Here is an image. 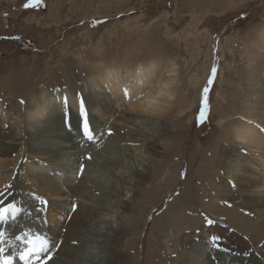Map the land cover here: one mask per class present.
<instances>
[{
	"label": "rangeland",
	"instance_id": "374dc122",
	"mask_svg": "<svg viewBox=\"0 0 264 264\" xmlns=\"http://www.w3.org/2000/svg\"><path fill=\"white\" fill-rule=\"evenodd\" d=\"M25 2L0 0V124L6 129H18L19 112L33 94L59 87L74 94L72 80L108 74L178 81L163 116L164 150L154 157L152 181L141 184L124 217L119 264H179V254L207 250L212 236L224 248L221 259L205 252L208 264H239L246 257L264 264L258 220L223 194L233 179L225 181L221 170L226 152L238 144L239 126L250 121L264 138V0H43L24 9ZM214 62L207 119L198 123ZM22 157L19 150L8 159ZM134 157L150 160L141 147ZM12 169L0 168V175Z\"/></svg>",
	"mask_w": 264,
	"mask_h": 264
},
{
	"label": "bare ground",
	"instance_id": "6f19581e",
	"mask_svg": "<svg viewBox=\"0 0 264 264\" xmlns=\"http://www.w3.org/2000/svg\"><path fill=\"white\" fill-rule=\"evenodd\" d=\"M137 78L108 79L106 74L102 79H85L84 83L71 81L70 91L82 93L91 109L98 137L96 144L82 143L75 107L71 130L64 127L57 100L67 93L63 87L30 96L19 112L18 129H6L0 124V160L5 158L0 168L13 167L11 173L0 175V188L13 182L14 173L19 171L15 180L18 201L31 203L27 196L29 191L49 200L47 219L52 225L49 236L61 244L53 264H119L117 240L124 227V217L141 184L152 181L156 167L154 157L164 150L160 144L161 137L166 135L163 116L178 83L160 78ZM151 82H155V89L148 88ZM125 88L128 97L124 96ZM134 107L139 113L133 111ZM248 115L251 117L250 113ZM249 122L239 126L235 133L238 144L226 152L222 163L220 161L223 179H233L239 192L225 186L223 194L254 213L264 241V138ZM107 129L112 130V135L101 136ZM137 147L143 148L150 157L148 163H140L134 157ZM19 150L23 152L20 161L8 159ZM88 155L93 158L85 160ZM81 163L86 164V171L77 178ZM173 182L175 177L168 184ZM73 201L78 203L79 209L69 220L67 216ZM106 215L114 221H105ZM26 222L34 226V230L42 227L38 219L28 218ZM205 247L208 249L202 248L196 254H191V250L186 252L189 255L179 254V264H208L205 255L222 258L224 246L221 244L215 248L207 242ZM182 259L188 260L182 263ZM238 260L239 264H255L249 257ZM14 264L21 262L17 259Z\"/></svg>",
	"mask_w": 264,
	"mask_h": 264
},
{
	"label": "snow or ice",
	"instance_id": "6c2138e0",
	"mask_svg": "<svg viewBox=\"0 0 264 264\" xmlns=\"http://www.w3.org/2000/svg\"><path fill=\"white\" fill-rule=\"evenodd\" d=\"M43 5V0H26L23 4L24 9L37 8ZM7 15V14H5ZM104 23V21H95V24ZM19 39V37H3V39ZM217 75V66L214 62L211 67L210 75L207 83L201 91L200 107L197 116V122L202 123L207 119L209 107V93L214 84ZM124 96L128 97L127 88L124 89ZM60 110L62 114V122L65 128L71 130L73 108L78 119V128L82 143L96 144L98 141L97 130L92 124L91 109L88 107L87 101L82 93H67L58 96ZM24 103L23 100L20 101ZM264 131V128L260 129ZM103 135H112V130L107 129ZM93 157L88 155L85 160H91ZM86 171V164L81 163L76 172V177L80 178ZM20 175L19 171L14 173L13 182H10L0 188V264H14L18 259L21 264H53L55 255L61 247L60 243L54 242L49 233L52 225L47 219L49 211V200L43 195L37 194L35 191H29L27 196L31 203L25 200L18 201L16 199V184L15 180ZM183 173L181 176L183 177ZM229 186L238 191L237 184L233 180L228 181ZM229 207L230 203L223 201ZM79 205L73 201L70 204V210L67 218L70 220L71 215L77 213ZM28 218L38 219L42 225L41 228L35 229L26 221ZM64 217H61L63 220ZM208 225L215 223L210 218H205ZM219 236L210 237L212 246L219 248ZM75 244L76 241H73ZM10 252V254H9Z\"/></svg>",
	"mask_w": 264,
	"mask_h": 264
}]
</instances>
